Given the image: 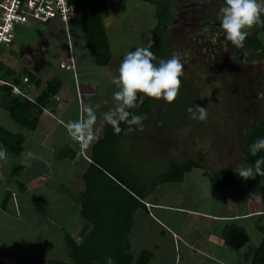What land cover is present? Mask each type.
Instances as JSON below:
<instances>
[{
    "label": "crops",
    "instance_id": "obj_1",
    "mask_svg": "<svg viewBox=\"0 0 264 264\" xmlns=\"http://www.w3.org/2000/svg\"><path fill=\"white\" fill-rule=\"evenodd\" d=\"M76 19L70 25L75 23ZM70 25L66 28L61 22L53 21L44 24L45 30L43 31L36 26L19 28L18 32L22 28L36 31L31 32V43H37V46L31 49V61L29 60L30 54L28 55V69L22 66L19 70H15L11 63L6 64L0 61L4 67L15 73V77H18L21 71H27L32 75L31 83L29 82L31 87L27 89H29L31 102L36 105L33 108V114L37 120L35 129L22 128L11 120L8 111L0 105V126L7 129L3 124L4 115H6L19 127L14 128L13 131L7 130L11 133L23 134L25 137L21 155L18 157L8 155V162L0 161V213L10 214L7 212L10 209L13 214L15 211L11 208V203H14L12 200L17 196L25 197L31 207L32 202L29 198L33 190L53 191L54 194L64 192L70 197L68 201L73 200L71 204L74 202L77 208L76 219L79 218V222L74 223L75 225L71 220L63 223L60 215L57 220L53 222L51 220V225L56 229L59 228L61 232V243H64L67 234L79 232L85 225V221L80 217V197L86 189L84 176L93 163L95 146L104 137L105 127L108 125L99 117L114 106L113 93L117 91V88L111 81L113 77L119 75L118 69L124 55L133 48L140 47L139 43L133 40L125 44L126 50L119 62L110 47L112 56L110 63L105 67H98L89 54L83 29L81 32L72 33L69 32ZM104 27L106 31L105 24ZM129 31L130 36L137 33L133 27H129ZM18 32L14 43L9 48L22 44L17 38ZM36 34L38 36H35ZM106 34L109 42L110 35L108 36L107 31ZM147 42L144 46L149 48ZM23 46L25 51L27 44ZM14 55L11 54L13 57ZM55 66L56 69H53ZM1 73H4V70ZM22 79L23 77L19 76V86L24 85ZM6 81L12 82V79L8 78ZM48 85H50L51 93L40 102L42 94L47 92ZM103 101H107V104L102 103ZM97 103H101V107L97 110V139L88 149L82 150L80 145L68 135L64 125L69 120L79 118L82 104L95 107ZM139 131L140 129L136 128V132H130L134 136L138 135ZM126 133L122 134L120 141L127 138ZM120 141L115 148L114 157L119 160L120 167H122L125 165L116 155L121 149ZM131 141L132 139H129V143ZM53 160L55 163H51ZM69 162L71 166H77L76 175L71 174V177L76 176L77 178L71 180L66 173L60 179L61 169L58 168L68 166ZM206 166L208 167V164L204 161V171L196 169L201 173L194 170L186 174L181 182L161 184L153 190L148 187L150 191L142 201L145 207L136 211L129 235L135 259L146 251L151 253L148 264H253L257 250L264 243V176L257 175L242 186L216 190L212 187L208 176L204 174ZM123 169H125L124 173L129 171L126 167ZM193 172L196 173L193 176L195 179L206 187H211L213 191L208 193V195L215 196L214 201L208 199L213 203L212 211L201 210V207L197 205V194L193 190L178 193L171 189L170 194L167 191L168 188L163 191L164 186L175 187L177 184L184 183L187 175L191 176ZM206 172L215 174L222 171L213 172L209 169ZM61 182H66L67 185L50 186L51 183L62 184ZM221 191L231 193V197L221 195ZM164 193H166L164 197L169 195L175 200L164 201ZM24 202L26 204V201H20L18 207ZM18 207L15 208L16 211ZM19 211L21 212L20 209ZM27 212L25 207L24 213L27 214L28 222L32 214L28 215ZM165 213L168 215L171 213V217L175 220L171 217L169 220ZM13 217L23 220L22 215L13 214ZM234 228H239L246 233V240L239 247H232L228 244L229 233ZM66 258L67 261L64 262L68 263L70 259L68 256ZM0 262L10 264L6 259H1ZM38 262H40L39 258Z\"/></svg>",
    "mask_w": 264,
    "mask_h": 264
},
{
    "label": "rangeland",
    "instance_id": "obj_2",
    "mask_svg": "<svg viewBox=\"0 0 264 264\" xmlns=\"http://www.w3.org/2000/svg\"><path fill=\"white\" fill-rule=\"evenodd\" d=\"M104 1L108 12L103 17V22L108 36L110 35V47L117 62L124 55L125 44H129L131 40L138 42L140 47L146 41L147 46L151 45L150 37L158 22L153 5L141 0ZM208 1L209 7H205V10L209 9V15L206 16L218 18V10L223 4L216 0ZM77 18L70 25L69 32H81V18ZM43 25L36 23L34 26L43 31ZM172 26L165 39L168 49L166 59L179 52L185 62L183 86L179 96L172 104L156 100L150 109V115L143 121L144 127L139 131L140 135L132 136L130 131L127 132V138L120 141L121 149L116 154L124 167L133 172L140 185L146 187H151L168 170L170 160L183 161L203 156L208 164L205 170L210 169L213 172L235 171V168L246 166L242 155V142L247 129L260 119L264 109V60L253 51L233 46L225 38L223 30L214 27L209 32L198 27L193 29L188 26L186 19H176ZM129 27L135 28L136 35L130 36ZM31 32L36 31L20 29L17 38L22 44H18V48L3 47L0 50V61L11 63L15 70L22 66L28 69V55L30 54L31 61V49L37 46V43H31ZM219 34L222 39H219ZM262 34L264 33L260 34V38L264 46ZM23 44H27V51L26 48L24 51ZM11 54H15L14 57ZM196 104L207 108L206 121L192 120L189 113L186 115L182 112H187L190 106L194 107ZM4 121L3 124L9 130L19 128L6 115ZM129 139H132L130 143ZM58 169H61L60 179L66 173L71 180L77 178L71 177V174L76 175L77 166H71L70 162L68 166ZM195 172L198 171L195 169ZM194 175L196 173L187 175L185 182L175 187L164 186L163 191L168 188L170 194L171 189L178 193L193 190L197 194V205L201 210L212 211L213 203L208 199L214 201L215 196L208 193L213 191L211 187H206L195 179ZM61 183H51L50 186L67 185L66 182ZM63 193L33 190L29 198L31 207L23 196L12 200L14 203L10 206L15 211L13 214L22 215L23 220L13 217L10 209L7 212L11 215L0 213V260L6 259L10 264L37 263L38 258L39 264L67 261L65 243H61V232L51 224L59 215L61 222L68 223L71 220L73 225L79 222V218L76 219L77 208L74 202L71 204L73 200L68 201L69 195ZM165 194L164 201L175 200L169 195L164 197ZM221 195L231 197V193L226 191H221ZM20 201H26V204L24 202L18 207ZM16 207L21 212L19 209L16 211ZM25 207L28 215L32 214L28 222L27 214L24 213ZM170 217L171 213L168 215L169 220Z\"/></svg>",
    "mask_w": 264,
    "mask_h": 264
},
{
    "label": "trees",
    "instance_id": "obj_3",
    "mask_svg": "<svg viewBox=\"0 0 264 264\" xmlns=\"http://www.w3.org/2000/svg\"><path fill=\"white\" fill-rule=\"evenodd\" d=\"M151 4L156 9L157 25L155 26L151 45L148 48L160 59H166L168 49L165 39L167 27L172 17V9L165 0H141ZM223 4V0H216ZM76 8L81 13L83 34L87 43L89 54L98 67H105L111 61L110 46L105 31L103 17L108 12L104 0H75ZM264 19V16H262ZM264 27L259 25L249 30V35L243 49L253 51L264 60V46L260 34ZM136 50L133 48L131 51ZM4 70V73H1ZM15 73L4 67L0 62V79H12L14 84H20L19 76L28 77L31 83V74L21 71L18 77ZM52 87V86H51ZM50 85L47 92L42 94L40 102L50 95ZM0 105L9 113V117L22 128L35 129L37 120L34 118V102L16 96L12 88L0 85ZM156 100L147 98L142 94L138 96L137 107L130 111L148 117L150 109ZM182 111V110H181ZM186 115L188 112L182 111ZM122 131L116 134L111 125L105 127L104 137L98 141L93 153V163L84 176L85 192L80 197V217L85 221L84 227L75 233L66 235L64 243L70 261H51V264H107V259L112 258L114 264H148L151 259L150 252H143L137 259L132 254L129 235L134 223V215L140 208L150 190L161 184L176 183L184 180L186 174L195 169H204V157L187 160H170L168 170L163 173L153 185L148 188L140 185L132 171H125L119 160L114 157L115 148L124 132H129L128 125L121 122ZM131 132H136L133 126ZM258 137H264V109L260 119L252 124L245 134L242 142V155L246 166L251 165L264 151L253 157L249 145ZM25 143L23 134L9 132L0 126V146L8 150V155L18 157L22 154ZM208 176L211 185L216 190L231 189L242 186L251 179H242L236 171H222L215 174L204 173ZM150 189V190H149ZM38 264V263H34ZM253 264H264V243L259 247L254 257Z\"/></svg>",
    "mask_w": 264,
    "mask_h": 264
},
{
    "label": "clouds",
    "instance_id": "obj_4",
    "mask_svg": "<svg viewBox=\"0 0 264 264\" xmlns=\"http://www.w3.org/2000/svg\"><path fill=\"white\" fill-rule=\"evenodd\" d=\"M217 15L220 27L226 34L225 38L233 46L243 47L249 30L257 25L264 27V0H223ZM156 60V55L146 47H138L124 55L119 65V75L111 81L117 88L113 93L114 106L99 117L102 122L111 125L116 134L122 131L121 122L128 125L129 131L134 130L133 126L143 130L146 117L130 111L138 106L139 95L163 100L168 104L178 98L183 86V55L175 52L170 58L154 63ZM102 103L107 104V101ZM100 107L101 103H97L95 107L82 104L79 118L69 120L64 125L68 135L82 150L88 149L97 139V110ZM187 112L192 120H207V108L204 106H190ZM249 151L253 157L264 151V137L256 138L249 145ZM0 161L8 162V150L4 146H0ZM235 171L245 180L257 175L264 176V156L257 158L251 165L235 168ZM107 264H114L111 257L107 259Z\"/></svg>",
    "mask_w": 264,
    "mask_h": 264
},
{
    "label": "built area",
    "instance_id": "obj_5",
    "mask_svg": "<svg viewBox=\"0 0 264 264\" xmlns=\"http://www.w3.org/2000/svg\"><path fill=\"white\" fill-rule=\"evenodd\" d=\"M78 16L81 14L75 0H0V50L12 46L21 27L58 21L68 28ZM22 81L24 85L19 86L0 79V85L11 87L14 95L31 100L27 89L31 84L27 77Z\"/></svg>",
    "mask_w": 264,
    "mask_h": 264
},
{
    "label": "flooded vegetation",
    "instance_id": "obj_6",
    "mask_svg": "<svg viewBox=\"0 0 264 264\" xmlns=\"http://www.w3.org/2000/svg\"><path fill=\"white\" fill-rule=\"evenodd\" d=\"M165 1L172 9V17L170 18L169 25L167 27V35L170 28L173 27L172 24L176 21V19L178 20L186 19L188 21L189 27L193 29L198 27L203 29L204 32L206 31L209 32L211 27L220 29V31L222 30L220 27L219 18L217 17L212 18L206 16L209 15L208 14L209 9L205 10V7H209L208 0H165ZM214 33H217V31H215ZM205 35L207 34L205 33ZM209 35L210 34H208V36ZM221 37L222 35L219 34V39H222Z\"/></svg>",
    "mask_w": 264,
    "mask_h": 264
},
{
    "label": "water",
    "instance_id": "obj_7",
    "mask_svg": "<svg viewBox=\"0 0 264 264\" xmlns=\"http://www.w3.org/2000/svg\"><path fill=\"white\" fill-rule=\"evenodd\" d=\"M245 240H246V233L239 228H234L229 233L228 244L232 247H239L243 245Z\"/></svg>",
    "mask_w": 264,
    "mask_h": 264
}]
</instances>
